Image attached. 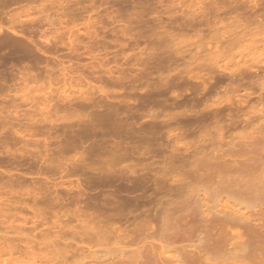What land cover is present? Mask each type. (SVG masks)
Returning <instances> with one entry per match:
<instances>
[{
    "label": "rangeland",
    "instance_id": "rangeland-1",
    "mask_svg": "<svg viewBox=\"0 0 264 264\" xmlns=\"http://www.w3.org/2000/svg\"><path fill=\"white\" fill-rule=\"evenodd\" d=\"M263 12L264 0H0V57L17 50L28 53L32 46L28 54L38 62L34 68L33 63H0V238H22L24 248L30 243L31 248L16 253L20 256H12L18 264H33V255L45 251L46 239L66 233L40 225L46 202L58 201L64 211L85 214L90 201L101 212L115 214L102 207L115 177L114 188L134 176L137 181L150 177L146 205L153 203L151 213L163 216L155 232L161 220L181 229L179 220L186 215L207 220L223 214L220 209L227 203L246 206L253 223H260L264 205L232 187L243 178L259 177L258 171L240 165L248 157H242L249 147L243 142L258 135L264 116L230 124L226 114L235 107L226 100L214 106L210 97L215 92L207 90L212 86L207 88L205 81L213 68L222 77L217 66L240 62L244 45L232 42L238 26L249 24L247 18L250 29L264 27ZM230 54L240 56L235 61ZM210 63L217 65L208 67ZM220 84L216 87L224 89L227 83ZM254 90L262 93L259 87ZM257 100L253 104L261 108L264 101ZM212 111L220 113L219 119ZM262 179L256 183L264 184ZM95 188L103 197L92 199ZM131 210L125 217H132L133 227ZM28 224L33 226H24ZM201 230L188 244L199 243ZM83 233L73 240L104 239L102 233L91 238ZM102 245L92 250L117 252L112 238Z\"/></svg>",
    "mask_w": 264,
    "mask_h": 264
},
{
    "label": "bare ground",
    "instance_id": "bare-ground-1",
    "mask_svg": "<svg viewBox=\"0 0 264 264\" xmlns=\"http://www.w3.org/2000/svg\"><path fill=\"white\" fill-rule=\"evenodd\" d=\"M239 3H241V2L239 1ZM239 8H241L240 4H239ZM261 17L263 19L264 15L263 16L261 15ZM245 19L247 21H249L250 23L248 22L249 24H246V23L244 24V22H245V20H244V22H243L244 25L239 24V26H238V37L235 39V41L233 40L234 38L232 39L233 40L232 42H235V45H238V44L240 45L241 43L244 45L242 47V51H241L242 53L240 52L242 54V58L239 59L240 62L238 61L239 63L238 62L233 63L234 61L232 60L233 61L232 62L229 59V58L234 59L237 55H233L234 58H232V54H230L231 57L228 55L229 56L228 59L231 61V62L229 61V63H230L229 66L225 67L226 65H224L223 69H221L223 66L222 67L217 66V69L219 68L221 70L220 71L218 69L219 73H221L222 70L224 73V74H222V77H221L220 74H218V71L216 72L218 75H215V76H220L219 79L217 77L214 78V73H215L216 68L215 69L213 68V70H214L213 72L210 71L211 67L208 68L209 67L208 65L213 67L212 64H214L215 62L207 64L208 67L205 66L208 70L204 69L205 67H202L204 71L207 70L208 72H210L209 74H211V72L213 74V76L211 74L208 77L209 79H207L210 83L209 82L207 83V81L204 80L206 82L205 84H209L208 87L206 85L207 88H209L210 85L212 86L211 88H209V89L206 88V89L209 91L211 90V92L214 90V92H215L214 93L215 95L213 97H210L211 95L209 94L210 95L209 97L214 100L213 105L219 106V105L223 104L222 102H224V100H226L227 101V103L225 102L226 104L230 103V106L235 107V110H233L234 108L231 110L229 109L230 110L229 113L226 114V117H228L227 119H230L229 120L230 124L240 123L242 120H244V119H242V117L246 118L249 121L251 120V123H252V122H254V121H252L254 118V115L261 114V116L262 115L264 116V104H263V101H264V31H263V29H261L264 27H262L263 24H261L260 25L261 28L259 25H257V28L260 29L259 31H257L258 29L257 30H254L252 28L250 29V26H252L251 20L250 19L248 20L247 18H245ZM261 22H263V21H261ZM24 44H25V42H24ZM233 44H230V45H233ZM29 46H30V44H29ZM15 47H16V45H15ZM31 48H32V46H31ZM31 48H29V50H28L29 52H30ZM26 51H27V49H26ZM28 53H23V52L17 50V53H15V51H14L11 54L12 55L14 54L13 56H15V54H17V55L22 54V55H20L21 57L19 56L20 58L17 56H15V58L13 56L8 58V56H5L7 58L2 59V57H0V59L2 60V61H0L1 67H2V65L4 66L10 62V63L17 65V66H20V65L26 64V63L27 64L33 63V65H31V67L34 68L35 64L38 62L34 63V61H33L34 59L29 55L30 53L29 54ZM31 55L36 59V57L33 54H31ZM240 55H238L237 57H239ZM235 61H237V60H235ZM214 65H217V64H214ZM37 66H38V64H37ZM203 70L200 69V71H203ZM206 74H207V72L203 75H206ZM260 74H263V75L261 76ZM207 75H206V77H207ZM199 76H200V74H199ZM203 79L204 78L202 77V80ZM215 79H217V80H215ZM223 82L225 84L227 83L226 85H224L225 88L224 89L217 88L218 85H220V87H221L222 84H220V83H223ZM246 84L250 85L249 88L245 87ZM216 85H217V87H216ZM250 87L252 89H250ZM256 87H259L262 90V93H257L258 91L256 92L254 90ZM216 88L224 90L223 95H222V93L220 95L219 92L216 91ZM241 88L243 90H241ZM222 90H220V92ZM261 90H259V92ZM255 98L258 99L257 102L260 101V103L263 104V106L260 105L261 108H259V107L257 108L253 104ZM213 100H211V101L213 102ZM219 107H221V106H219ZM219 107H217V108H219ZM222 108H223V106H222ZM246 108H247V112H245L243 110ZM211 110H213V109H211ZM236 110H238V111L236 112ZM212 113H213L212 115L215 119L218 118V116L220 114L217 111H214V112L212 111ZM223 116H225V115H223ZM224 120H226V119H224ZM218 121H217V123H218ZM220 122H219V124H221ZM245 122H246V120H245ZM243 123L241 125H244ZM246 123L251 124L250 122H246ZM236 125H238V124H236ZM251 125H253V124H251ZM247 126H249V125H247ZM234 128H236V127H234ZM217 129H219V128H217ZM241 130H243V129H241ZM258 131H259L258 135L251 138V140L249 139L250 140L249 142H246V143L243 142L244 145L243 144L242 145L244 147H247L246 145H248L249 147H247V148H250V149L248 150L246 148L244 150L242 149L243 151L241 150L242 151V153H241L242 157H246V156H248V157H246V159L244 158V161L240 166H242L246 171H250V173L253 171H258L259 177L249 176L245 179L243 178L242 179L243 181L236 183L235 186L232 187V188H234L232 190V192H239L240 195H245V196L251 197V199L256 200V202L259 201V203H262L264 205V184H262V182L256 183L257 180L260 179L262 176L264 178V125H262ZM244 141H245V139H244ZM251 154L254 156L249 158V155H251ZM137 158H138V156H137ZM240 161L242 162V160H240ZM132 170H134V169H132ZM207 172H208V170H207ZM110 176H109L110 177L109 179L113 178L112 175H110ZM125 177H127V176H125ZM129 177H130V175H129ZM131 177H133V176H131ZM107 178L108 177H106V180L110 181ZM115 178H113V180H115ZM133 178L132 179L129 178L128 184L125 183V185H120V186H117L115 188L113 185H115L116 184L115 182L118 180L116 179V181L112 180L109 182L110 183L109 188L111 189L110 191H112V192H111V194H109L110 195V196H108L109 199L106 200V203L104 202L105 204L102 207L115 211L116 212L115 214H106L105 212H101V208L99 206L91 204L90 201H89V203H87V205L85 203V206L87 209V213L85 212V214L83 212H79V211L68 212L67 209H65V211H64V209H62V203L58 202L57 200H55L57 202H46L47 207H45V208H47L48 210H47V212H45L46 210H44V208H43L42 210H44V211H42V212L46 213L47 215L45 214L46 216L44 218L38 219V220H42V222H40L41 223L40 225L41 226H47V229H46V227H44V229H46V230L51 231V230L59 229L60 232L65 230L66 233L63 235H62V233H60V235L58 234L59 236L52 238V239H50L51 237H49V239H46L44 237L47 240V241L43 240V241L47 242L46 243V249H45V251L41 250L40 253L33 255V258H34L33 261L35 260L33 264H82V261H83V264H228L229 262H231L233 264H264V211L261 212L262 218L260 220V223L256 224V223H253V219H251V216L249 215L250 211L246 206H244V205L240 206V205H236L233 203H227L226 205H224L223 209H220V211H223V214L220 213L221 215L216 214L218 216L208 218L207 220H199V219L196 220V218H195L196 216H194L195 214L194 215L188 214L185 217H183L181 220H179V223L181 222L183 224L182 226L184 227L181 229H180V227H178V226H180L179 224L177 226L178 228H174L171 225V223L165 222L164 220H161L162 221L161 223H163V224H161L160 229H157V232H155L152 229H154L155 224H157V223L159 224L158 218L160 219L163 216L161 214V217H158V215L156 213H151L152 206H154L153 203H152V206H150V204H149L150 208H148V206L146 205L148 202V201L146 202V200L148 198L145 200V198H146L145 196H147L145 194L150 189L149 185H148L150 177L144 176L143 178H141V180L138 179V181H137V178H134L135 180ZM262 181H264V179H262ZM101 185H99V186H101ZM102 188H103V186H102ZM92 189H94V188H92ZM96 191H97V189L95 190V193H91V194L89 193L91 195L92 199H96V198L98 199V197H103L104 194L101 193L99 195V193H97L98 191L97 192ZM99 191H102L103 193L105 192L103 190H99ZM227 192H229V191H227ZM148 197H150V196L148 195ZM188 202H189V200H188ZM148 203H150V202H148ZM181 206L184 207V205H181ZM55 207H57V208L59 207V209L55 210ZM37 208H39V207H37ZM40 208H42V207H40ZM80 208H81V206H80ZM129 208H133V210H131V213L133 214V216L135 218L134 219L135 223L132 224L133 227H131V222L129 221V219H131L132 217L130 216L131 218H129V219L125 217L127 215L125 213V211H127V209H129ZM81 209H80V211H81ZM66 210H67V212H66ZM156 210L158 211L159 209H156ZM178 210H180V209H178ZM31 211H33V210H31ZM96 211H98L100 213L95 214ZM220 211H218V213ZM260 211H258V212H260ZM38 212H41L40 209ZM42 212L38 213V215L39 214L42 215ZM216 212L217 211H215V213ZM171 213H172V211H171ZM128 214H129V212H128ZM159 215H160V213H159ZM35 220H37V219H35ZM10 221H14V220H10ZM174 221H175V219H174ZM7 222H9V221H7ZM18 222H16L15 224H17ZM175 223L173 222V224H175ZM9 224H11V223H9ZM34 224L37 225L36 222H34ZM17 225H19V224H17ZM35 225H34V228L36 227ZM24 226L32 227L33 225L28 224V225H24ZM156 226L158 227L159 225H156ZM20 227H22V226H20ZM14 228H16V227H14ZM201 228H202V230H201ZM23 229H25V228H23ZM46 230L44 232H46ZM151 230L153 232H151ZM197 230H201L202 233H204V234H202L203 237L201 238L200 241L198 240L199 243H197V244L196 243L192 244V245L188 244L189 241H191L190 239L194 236L193 234ZM69 232L73 233V237H72L73 239L75 237L74 234H78V233H82V232H85V233H83V235L85 234L86 237H90L92 234L94 235V233L95 234L102 233L105 240L108 238H112L115 240V244L117 245V248H116L117 252L113 255L108 254V253L112 252V251H109L111 248L107 249L106 251H104V250L103 251H99V250L96 251L95 249L93 251L92 249L94 248V245H100L101 246L102 244H104L105 240L102 239V237L100 238L101 240L100 239H94L93 242L90 241V242L81 243V242H77V240H78L77 237H76L77 238L76 241H74L73 239L70 240L71 237L70 238L67 237V236H69V235H67V233H69ZM197 233H199V232H197ZM39 235H36V236H39ZM76 236H79V235H76ZM199 236L201 237V234ZM9 237H11V236H9ZM32 237H34V236H32ZM81 238H83L82 235H81ZM194 238H195V236H194ZM197 238H199V237H197ZM21 239L19 237L15 238V236H14L13 240L11 238H4L3 240L0 238V261H3V262L6 261L7 264H18V262H17L18 259L13 258L12 256H14L16 253L22 252L25 248H31V246L29 245L30 243L25 244V248H24V246L21 244L22 243ZM39 239H41V238L39 237ZM25 240H27V239H25ZM28 241H29V239H28ZM185 242H187V244H184ZM193 243H194V241H193ZM35 244L38 245L37 243H35ZM106 244H108V243H106ZM132 246H136V249L132 250L131 249ZM34 247L37 248V246H35V245H34ZM110 247H111V245H110ZM96 248H98V247H96ZM108 248H109V246H108ZM33 250L36 251V249H33ZM113 251L115 252V250H113ZM34 253L35 252H33L32 254H34ZM88 253L91 255L90 257L87 255ZM25 254H27V252ZM28 254H30V253H28ZM16 255H18V254H16ZM18 256H20V255H18ZM82 257H84L87 261ZM91 259H93V260H91ZM23 260H25V259H23Z\"/></svg>",
    "mask_w": 264,
    "mask_h": 264
}]
</instances>
